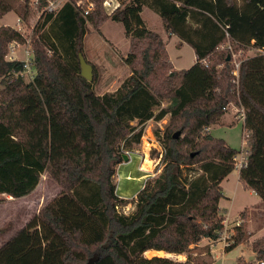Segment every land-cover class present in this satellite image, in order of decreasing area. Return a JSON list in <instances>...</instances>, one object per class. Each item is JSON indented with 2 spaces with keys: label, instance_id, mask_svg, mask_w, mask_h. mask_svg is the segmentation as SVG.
<instances>
[{
  "label": "trees",
  "instance_id": "16d2710c",
  "mask_svg": "<svg viewBox=\"0 0 264 264\" xmlns=\"http://www.w3.org/2000/svg\"><path fill=\"white\" fill-rule=\"evenodd\" d=\"M39 1V7L47 5V0ZM92 1L96 8L87 17L74 0L41 15L32 81L20 75L21 60L5 58L11 42L28 39L16 28L0 25V77L9 82L0 92V196L29 195L45 172L62 187L0 247V264H87L94 254L99 255L95 264H213L193 249L222 236L221 184L236 168L239 152L224 139L203 133L219 124L224 107L238 98L231 59L219 61L214 54L228 39L236 46L264 49V0H118L110 14L103 10L105 0ZM16 2L0 0V20L10 11L29 20L30 0ZM144 6L160 15L167 32L193 47L196 62L191 67L174 68L161 35L142 17ZM108 17L124 25L132 72L116 91L98 95L81 75L79 52L87 22L97 25ZM212 57L216 61L207 63ZM165 98L172 105L155 114ZM238 102L251 134L239 179L264 201V55L242 61ZM168 114L173 126L162 136L158 132L162 170L138 193L135 210L125 214L119 207L128 201L116 194V166L126 149L141 142L143 124ZM197 164V174L184 173ZM247 211L240 213L243 221L235 226L227 251L246 239ZM253 245L264 258V236ZM150 250L187 258L147 257Z\"/></svg>",
  "mask_w": 264,
  "mask_h": 264
},
{
  "label": "rangeland",
  "instance_id": "374dc122",
  "mask_svg": "<svg viewBox=\"0 0 264 264\" xmlns=\"http://www.w3.org/2000/svg\"><path fill=\"white\" fill-rule=\"evenodd\" d=\"M31 2V0H30ZM24 5V0H17L16 6ZM96 8V3H95ZM93 9V11L95 10ZM103 10L106 14H110V8ZM45 8L41 6L39 11L30 5V16L28 21H17L15 13L9 12L5 16L6 26H12L28 39L24 44H16L11 42L8 46V53L6 55L7 60H25L28 58L27 50L33 51V42L37 39L35 35L36 24L40 19L41 11ZM142 16L147 20L148 28L158 32L164 42L166 43V49L169 57L174 63V68L187 69L194 64L195 53L190 45L185 44L183 47L175 45L178 37L169 35V32L165 31L163 20L159 15L153 13L149 8H145ZM19 18V17H18ZM145 20V22H146ZM10 23V24H9ZM87 33L84 36L81 43V50L87 59V61L93 66V88L96 94L103 95L107 92L116 91L122 83L131 75V67L126 62V57L130 49V39L125 35L124 25L121 22L112 20L110 17L106 18L101 23L95 25L91 22H87ZM42 32L40 30L38 34ZM176 42V43H175ZM231 46V47H230ZM214 54V59L219 61L222 56H231L230 67L233 74L236 64L242 62L244 59L257 55L259 52L254 46H236L231 44L229 39L226 40L223 46H221ZM208 59L207 63H213L216 60ZM224 63H220L219 68L224 67ZM28 82L29 78L24 77ZM233 80V76H232ZM9 83L7 77H0V92L5 89L6 84ZM173 100L165 98L161 101V105L155 108V114H158L159 110L163 107L172 105ZM227 110L222 117L219 124L205 128L203 133H210L215 138L224 139L231 147L238 150L240 153L236 156V168L231 172V175L227 177L221 184L224 193L230 199L222 200V210L224 222H225V235L235 233V226L238 223H242L243 217L239 215L242 206L247 205L248 202H253L257 198L256 195L251 194L248 189H244L243 185L239 181L238 163L241 159L242 153L244 158L246 151L251 149L250 132L245 129L244 121L241 119L243 109L238 102V98L234 97L226 105ZM173 119L171 115H166L161 120L150 119L143 124L144 133L140 143H134L131 148L124 151L123 154L129 156V160L123 161L116 166V173L114 176V182L116 184V194L128 201L119 207V210L125 214H130L135 210L136 199L138 193L145 187L146 183L155 178L162 170V156L164 153V147L159 140L158 132L162 136V133L167 127L173 126ZM136 124V121L133 122ZM141 127V126H140ZM178 131L179 129H175ZM160 136V137H161ZM248 136V137H246ZM245 143L246 147H245ZM148 157V158H147ZM149 159V164L146 160ZM152 161V162H151ZM143 163V164H142ZM141 167H149L147 170H141ZM153 168V169H152ZM199 165L194 167H185L184 173L188 176L197 174ZM151 170V171H150ZM125 180V181H124ZM119 185V186H118ZM61 187L60 184L49 174L45 172L41 176L40 183L37 191L29 197L24 203L21 198H13L7 195L0 196V229H5V232L0 233V244L6 236L15 229L25 226L26 223L35 216L36 212L42 208L46 203L48 204L51 199L57 196L58 190ZM30 206V210L25 211V208ZM260 212V210H258ZM258 211L249 209L247 215L253 222H246V239L240 244L243 246V255L236 257L240 249L233 250L229 254L224 256V252L227 251L226 243L223 239L218 241H210L205 239L199 243L198 247L193 249V252L198 253L201 257H204L208 262L213 264H256L258 260H264L257 256L254 252V241L259 240L262 237L254 238L259 230L264 225V218L260 220L258 217ZM227 213V214H226ZM226 214V216L224 215ZM248 221V220H246ZM7 233V234H4ZM3 234V235H1ZM210 249L211 255H208ZM154 255L169 256L173 259L184 260L187 258L186 254H169L163 251L150 250L146 252L147 257Z\"/></svg>",
  "mask_w": 264,
  "mask_h": 264
},
{
  "label": "built area",
  "instance_id": "2783aa9c",
  "mask_svg": "<svg viewBox=\"0 0 264 264\" xmlns=\"http://www.w3.org/2000/svg\"><path fill=\"white\" fill-rule=\"evenodd\" d=\"M66 1H68V0H47V5L44 7L45 9L43 11H41V15L43 13H46V12H48V13L57 12L64 5V3ZM39 4H40L39 0H31V2L29 3V6L31 5L32 7H35L36 10L39 11V8H40ZM119 5H120V2L118 0H105L104 1L105 8H110V10H111L109 12H112L113 10H115ZM74 6L77 8V10L80 11L82 16L87 17L95 8V2H93L92 0H74ZM40 17L41 16H39V18ZM20 21H21V19L18 18L19 23H20ZM15 43L19 44L17 42H15ZM257 50L259 52L258 54L264 55V49L263 48H257ZM26 52H27L28 58L25 60H21L24 63V66H23V70L20 72V75L23 77H28L29 81H32L36 75V67H35V63H34L35 56H34L33 51L27 50ZM12 60H15V59H12ZM241 63L242 62L236 64V68L233 71V80H232V83L235 85L234 92H236V95L238 96V98H239V88H240V67H241ZM241 107L243 109V113L241 114V116H242L241 119L245 123V117H246L245 116V109L242 105H241ZM224 110H227V106L224 107ZM246 137H248V136H246ZM246 144L247 143H245V147H246ZM249 152H250L249 150L246 151L247 157L249 155ZM238 153H240V152H238ZM237 155H239V154H237ZM236 156L234 157L235 161H236ZM241 156L242 157H241L239 163L237 164L238 170H240L247 162V157L245 156V158H244L243 153ZM224 224H225V222H224ZM239 224L240 223H238V225ZM223 233H225V230L223 231ZM223 233H222V236L220 239L224 238V241L226 243L225 246H229L232 243V240H231L232 234L224 236ZM256 264H264V260H258Z\"/></svg>",
  "mask_w": 264,
  "mask_h": 264
},
{
  "label": "crops",
  "instance_id": "0c3cea01",
  "mask_svg": "<svg viewBox=\"0 0 264 264\" xmlns=\"http://www.w3.org/2000/svg\"><path fill=\"white\" fill-rule=\"evenodd\" d=\"M145 8H149V9H151L152 11H153V13H156L157 15H159L154 9H152L151 7H149V6H144V8H143V11H144V9ZM143 11H142V13H143ZM10 12H12V11H10ZM9 13V12H8ZM7 13V14H8ZM13 13H15L14 11H13ZM141 13V14H142ZM7 14L6 15H4V17L0 20V25H3V24H6L7 22H5V16H7ZM15 15H16V17H17V21H18V15L15 13ZM160 16V15H159ZM143 17V19L144 20H146L145 18H144V16H142ZM145 23H147L148 24V22H147V20H146V22ZM10 24V23H9ZM146 24V25H147ZM165 28V27H164ZM165 31H166V29H165ZM169 35H171V37H173V36H177V35H175V34H171V33H169ZM178 37V36H177ZM176 43V42H175ZM185 44H187V45H189L187 42H184V41H182L179 37H178V40H177V43L175 44V45H179V46H181V47H183ZM191 46V45H190ZM192 47V46H191ZM193 48V47H192ZM194 50V49H193ZM194 53H195V51H194ZM171 59V58H170ZM171 61H172V59H171ZM196 62V53H195V60H194V63ZM172 63H173V61H172ZM173 65H174V63H173ZM175 66V65H174ZM176 68V67H175ZM177 69V68H176ZM217 125V124H216ZM213 126H215V125H213ZM212 126V127H213ZM210 129H211V127H210ZM229 175H231V173L229 174ZM228 175V176H229ZM227 176V177H228ZM227 177L225 178V179H227ZM224 179V180H225ZM223 180V181H224ZM223 181H222V183H223ZM239 181H240V179H239ZM241 183V182H240ZM242 184V183H241ZM39 185V184H38ZM243 185V184H242ZM37 188H38V186L36 187V189L32 192V193H30L29 195H26V196H23V197H18V198H21V200H24V203L27 201V199L29 198V197H32V195L37 191ZM59 188V187H58ZM243 188L244 189H248L250 192H251V194H254V195H256V199H255V201H253V202H248L247 203V205H245V206H242L243 208H242V210L240 209V213L242 212V211H244V210H249V209H253V210H255V211H258V210H260V212L258 211V214H259V216L260 217H258L260 220H262L263 218H264V201L261 199V197L253 190V189H249V188H247V187H245L244 185H243ZM61 190H62V187H60L59 188V190H58V193H60L61 192ZM225 194V193H224ZM58 195V194H57ZM7 196H9V195H7ZM9 197H11V198H13L14 200H16V198H14V197H12V196H9ZM56 197V196H55ZM54 197V198H55ZM53 198V199H54ZM53 199H51L50 201H49V203L53 200ZM224 199H230L226 194H225V197H224ZM222 200H223V198L220 200V207H221V210H226V212H227V209L226 208H222ZM48 203V204H49ZM46 205H47V203H46ZM46 205H44L42 208H44ZM42 208H40L37 212H36V214L42 209ZM31 208H30V206L29 207H27L26 206V208H25V211L27 210V212H28V210H30ZM240 213H239V215H240ZM35 214V215H36ZM227 214V213H226ZM226 214H224L225 216H226ZM227 217V216H226ZM246 220H248V221H246ZM245 221L246 222H253V219L251 220L250 219V217L247 215V218L245 219ZM27 224V223H26ZM23 227V226H22ZM22 227H19V228H17V229H15L14 230V232H12V233H10V234H8L7 236H6V238L5 239H3L2 241H1V244H0V247L7 241V240H9L19 229H21ZM4 234H7V233H4ZM1 235H3V234H1ZM264 236V225L262 226V228L259 230V232L254 236V238H257V237H263ZM240 249V251H239V253H238V255L236 256V257H240L241 255H243V246H241L240 244L237 246V247H235L234 249H232L231 251H225L224 252V256L226 257V255L227 254H229L230 252H232L233 250L235 251L236 249Z\"/></svg>",
  "mask_w": 264,
  "mask_h": 264
},
{
  "label": "water",
  "instance_id": "95a60500",
  "mask_svg": "<svg viewBox=\"0 0 264 264\" xmlns=\"http://www.w3.org/2000/svg\"><path fill=\"white\" fill-rule=\"evenodd\" d=\"M230 59H231V56H228V60ZM79 61H80V67H81V75L88 81L92 82L93 81V66L87 61L82 51L79 52ZM180 133H181L180 131L176 132L175 137H179ZM123 158L125 161L129 160V156L126 154L123 155ZM98 259H99V255L94 254L93 256L89 258V260L87 261V264H95Z\"/></svg>",
  "mask_w": 264,
  "mask_h": 264
},
{
  "label": "bare ground",
  "instance_id": "6f19581e",
  "mask_svg": "<svg viewBox=\"0 0 264 264\" xmlns=\"http://www.w3.org/2000/svg\"><path fill=\"white\" fill-rule=\"evenodd\" d=\"M148 158V157H147ZM146 162L149 164V159L146 160ZM152 162V161H151ZM143 164V163H142ZM149 167H147L148 169ZM146 167H141V170H147ZM153 169V168H152ZM151 171V170H150ZM125 181V180H124ZM119 186V185H118ZM150 252V251H149Z\"/></svg>",
  "mask_w": 264,
  "mask_h": 264
}]
</instances>
